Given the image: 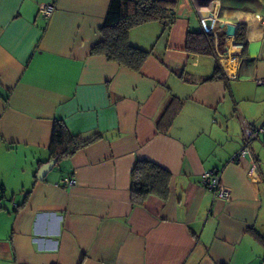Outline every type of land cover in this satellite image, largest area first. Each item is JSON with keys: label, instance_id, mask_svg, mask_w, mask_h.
<instances>
[{"label": "crops", "instance_id": "0c3cea01", "mask_svg": "<svg viewBox=\"0 0 264 264\" xmlns=\"http://www.w3.org/2000/svg\"><path fill=\"white\" fill-rule=\"evenodd\" d=\"M169 1L165 31L156 21L129 31L152 49L133 71L90 54L109 0H0V201L11 195L0 264H264V133L235 156L245 129L264 126V38L253 57L219 40L212 55L186 49L197 9L246 30L264 0ZM43 3L55 5L46 19ZM215 63L226 79L205 81ZM55 120L99 137L39 180ZM138 159L171 173L164 203H132ZM211 169L227 199L200 184ZM62 177L75 185L55 186Z\"/></svg>", "mask_w": 264, "mask_h": 264}, {"label": "trees", "instance_id": "16d2710c", "mask_svg": "<svg viewBox=\"0 0 264 264\" xmlns=\"http://www.w3.org/2000/svg\"><path fill=\"white\" fill-rule=\"evenodd\" d=\"M173 2L169 0H109L104 21L99 29L101 40L93 45L90 54L103 55L107 60L118 63L133 71H139L151 54L152 49H143L133 45L129 40V31L148 22H159L165 31L174 20ZM245 28L238 27L235 39L243 41ZM223 35L218 40L223 42ZM214 38L203 32L189 33L186 49L195 53L212 55ZM247 46H244V49ZM226 78L217 63L211 76L205 81ZM95 135L82 138L69 132L62 120L53 123L48 152L51 159L60 160L71 156L78 149L97 139ZM55 164V165H56ZM171 173L149 159H138L130 171V196L135 205L145 206L153 197L164 203L169 195ZM0 186V193L3 191Z\"/></svg>", "mask_w": 264, "mask_h": 264}, {"label": "built area", "instance_id": "2783aa9c", "mask_svg": "<svg viewBox=\"0 0 264 264\" xmlns=\"http://www.w3.org/2000/svg\"><path fill=\"white\" fill-rule=\"evenodd\" d=\"M214 1L216 0H212L213 4L215 3ZM54 9V3H43L39 6L38 13L42 18L46 19L51 15ZM197 12L199 15L200 29L203 32L212 35L214 40H218V34L222 30L221 26L225 23V21H219L218 16L213 13L212 9H197ZM235 26H237L238 28V25ZM247 31L249 32L248 34ZM262 38H264V17L260 16L259 14H252L249 20V24L247 25V28L245 30L244 40L236 41L235 36H225L223 39V47L226 51V54L228 52L230 54H240L241 50H243L244 46L248 42L260 41ZM230 44L235 50L229 51ZM255 81L257 84L264 85V78H256ZM259 133H264V126H260L259 128L254 130L245 129L244 142L235 156L239 157L241 154H243L246 150L247 142L250 139L257 138ZM200 184L204 188L210 190L214 198L224 200L229 196V189L223 183L222 173L220 170L211 169L203 171L201 174ZM54 185L73 187L75 185V181L69 177H62L57 182H55Z\"/></svg>", "mask_w": 264, "mask_h": 264}, {"label": "water", "instance_id": "95a60500", "mask_svg": "<svg viewBox=\"0 0 264 264\" xmlns=\"http://www.w3.org/2000/svg\"><path fill=\"white\" fill-rule=\"evenodd\" d=\"M222 31L224 32L225 36L230 37V36H235L237 32V26H235L232 23H227L225 22L221 26ZM249 32L247 31V34ZM261 45V41H252L248 42L246 44L247 46V54L251 57L256 56L259 48ZM257 129V128H256ZM254 130V129H253ZM56 164V159H51L45 163H43L38 170L36 171L35 177L39 180L43 179L46 174L53 168V166Z\"/></svg>", "mask_w": 264, "mask_h": 264}, {"label": "rangeland", "instance_id": "374dc122", "mask_svg": "<svg viewBox=\"0 0 264 264\" xmlns=\"http://www.w3.org/2000/svg\"><path fill=\"white\" fill-rule=\"evenodd\" d=\"M10 181H11L10 182L11 184L9 183V185H11L12 188L16 189L17 188V182L15 180H12V179H10ZM6 200L7 201H5L4 199H2L0 202H2V204H4V206L8 208V203L11 200V195H6Z\"/></svg>", "mask_w": 264, "mask_h": 264}]
</instances>
